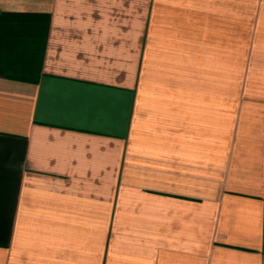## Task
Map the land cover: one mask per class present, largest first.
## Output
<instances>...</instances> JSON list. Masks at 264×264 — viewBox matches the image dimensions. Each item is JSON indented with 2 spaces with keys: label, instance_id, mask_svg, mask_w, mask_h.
<instances>
[{
  "label": "crops",
  "instance_id": "obj_1",
  "mask_svg": "<svg viewBox=\"0 0 264 264\" xmlns=\"http://www.w3.org/2000/svg\"><path fill=\"white\" fill-rule=\"evenodd\" d=\"M0 264H264V0H0Z\"/></svg>",
  "mask_w": 264,
  "mask_h": 264
}]
</instances>
